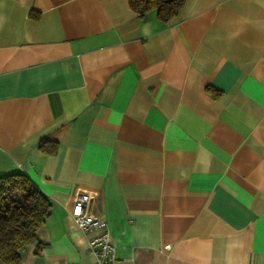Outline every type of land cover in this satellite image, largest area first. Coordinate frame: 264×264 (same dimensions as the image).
Segmentation results:
<instances>
[{
  "label": "crops",
  "instance_id": "crops-1",
  "mask_svg": "<svg viewBox=\"0 0 264 264\" xmlns=\"http://www.w3.org/2000/svg\"><path fill=\"white\" fill-rule=\"evenodd\" d=\"M14 172L51 202L21 264H95L80 193L116 264H264V0H185L167 21L128 0H0Z\"/></svg>",
  "mask_w": 264,
  "mask_h": 264
},
{
  "label": "trees",
  "instance_id": "trees-1",
  "mask_svg": "<svg viewBox=\"0 0 264 264\" xmlns=\"http://www.w3.org/2000/svg\"><path fill=\"white\" fill-rule=\"evenodd\" d=\"M184 1L128 0V4L140 14L155 10L160 20L167 21L177 14ZM207 89L216 90L212 86ZM38 147L46 154L57 150V144L47 140H41ZM50 208L47 195L27 175L21 172L0 174V262L21 264L22 252L30 243H36L38 251L35 230L48 216Z\"/></svg>",
  "mask_w": 264,
  "mask_h": 264
},
{
  "label": "built area",
  "instance_id": "built-area-1",
  "mask_svg": "<svg viewBox=\"0 0 264 264\" xmlns=\"http://www.w3.org/2000/svg\"><path fill=\"white\" fill-rule=\"evenodd\" d=\"M88 201L89 197L86 193L77 195L70 207V214L79 229L90 233L87 244L94 255L95 264H116L114 245L110 240L105 221L88 211Z\"/></svg>",
  "mask_w": 264,
  "mask_h": 264
}]
</instances>
